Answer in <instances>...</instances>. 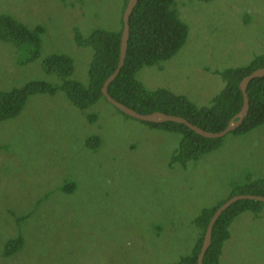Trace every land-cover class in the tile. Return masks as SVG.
Listing matches in <instances>:
<instances>
[{"label":"rangeland","instance_id":"1","mask_svg":"<svg viewBox=\"0 0 264 264\" xmlns=\"http://www.w3.org/2000/svg\"><path fill=\"white\" fill-rule=\"evenodd\" d=\"M122 3L0 0V15L42 28L34 57L0 40V90L60 85L45 68L61 54L71 59L70 78L86 84L92 50L75 33L117 29ZM171 7L186 25L184 43L135 78L208 105L223 87L219 72L264 52V0ZM182 140L178 128L127 116L103 97L81 110L61 88L29 94L0 120V264H175L190 256L200 212L264 180V122L226 133L195 157L180 153ZM242 212L249 218L228 224L217 264H264V204ZM17 235L22 246L3 256Z\"/></svg>","mask_w":264,"mask_h":264},{"label":"trees","instance_id":"2","mask_svg":"<svg viewBox=\"0 0 264 264\" xmlns=\"http://www.w3.org/2000/svg\"><path fill=\"white\" fill-rule=\"evenodd\" d=\"M125 2L126 0H123L117 29L94 28L86 37H80L78 33H75L77 43L89 46L92 50L86 84L70 78L72 62L69 56L50 55L47 57L45 70L48 74H55L62 81L61 84L34 80L9 91L0 90V120L15 116L28 95L34 92L52 93L61 88L67 98L81 110L89 107L99 97L104 98L100 87L105 78L113 71L118 60L122 28L121 14ZM172 3L173 0H136L128 18L129 28L124 61L116 76L107 85V92L116 101L139 113L161 111L184 117L204 130L219 131L241 106L239 80L251 70L264 66V52L254 55L245 66L228 68L219 72L224 84L221 91L212 97L208 105L196 106L183 94L175 95L165 88L153 90L144 88L135 78L136 71L143 65L158 64L172 56L184 43L187 35L186 25L178 19L175 9L171 7ZM41 31L40 26L28 28L9 15H0V40L16 47L25 48L30 57L35 56ZM24 60L26 61V56H24ZM215 72L218 73V70ZM246 92L247 113L241 123L230 132H244L264 122V75L249 80ZM160 124H170L178 128L183 135L180 153L190 157H195L199 150L213 147L214 143L221 138L200 136L182 123L163 121ZM172 159L175 160V155ZM235 193L264 195V180ZM260 204H264V202L239 199L220 213L213 223L211 240L202 257V264H217L221 245L228 237V224L234 216L247 209L254 210L255 206ZM218 205L210 209H203L195 218V224L201 229V236L194 245L192 254L175 264H196V255L206 224ZM21 246L22 238L17 235L6 243L2 255L6 256L20 249Z\"/></svg>","mask_w":264,"mask_h":264},{"label":"water","instance_id":"3","mask_svg":"<svg viewBox=\"0 0 264 264\" xmlns=\"http://www.w3.org/2000/svg\"><path fill=\"white\" fill-rule=\"evenodd\" d=\"M136 0H126L125 6L123 8L122 14H121V21H122V28H121V34H120V41H119V52H118V60L116 63L115 68L113 71L105 78L103 83L100 87V92L108 101L111 103L115 108H117L119 111H121L123 114L139 119L141 121L150 122V123H160L163 121H171L176 123H182L186 125L189 129L194 131L196 134L207 137V138H218L222 137L226 133L230 132L231 130L235 129L243 120L247 113L248 109V98H247V92H246V85L249 80L255 77H261L264 75V66L255 68L251 70L249 73L244 75L238 82V88L241 92L242 102L239 110L227 121L226 125L219 131H207L204 130L197 125L189 122L186 118L174 115V114H167L161 111H152L149 113H139L132 108L124 105L123 103H120L116 101L112 96H110L107 92V85L110 83V81L116 76V74L119 71V68L122 66L126 51V45H127V38H128V18L131 13V10L135 4ZM239 199H252L264 202V195L260 194H253V193H237L234 195H231L226 200H224L220 205L217 206V208L214 209L212 215L208 219V222L206 224L203 237L201 240V244L198 250V253L196 255V264H202V257L205 253L206 248L208 247L210 240H211V230L213 223L217 219V217L220 215V213L226 209L232 202L239 200Z\"/></svg>","mask_w":264,"mask_h":264},{"label":"crops","instance_id":"4","mask_svg":"<svg viewBox=\"0 0 264 264\" xmlns=\"http://www.w3.org/2000/svg\"><path fill=\"white\" fill-rule=\"evenodd\" d=\"M241 213H243V212H241ZM241 213H239L238 215L235 216V218H234V219H235V222H236L240 217H244V218H246V219L249 218L248 216L241 215Z\"/></svg>","mask_w":264,"mask_h":264}]
</instances>
